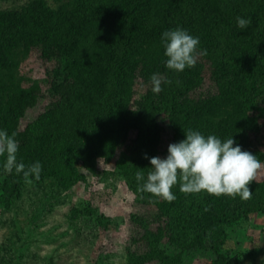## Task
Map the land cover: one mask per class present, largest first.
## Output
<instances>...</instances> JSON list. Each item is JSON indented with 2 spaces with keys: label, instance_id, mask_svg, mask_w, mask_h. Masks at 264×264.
<instances>
[{
  "label": "trees",
  "instance_id": "16d2710c",
  "mask_svg": "<svg viewBox=\"0 0 264 264\" xmlns=\"http://www.w3.org/2000/svg\"><path fill=\"white\" fill-rule=\"evenodd\" d=\"M237 17L250 26L238 28ZM176 28L199 38L198 50L207 52L180 73L166 68L161 44L163 32ZM31 53L53 60L56 75L43 110L21 125L41 92L36 82L23 85L19 73ZM206 71L212 90L204 95ZM157 73L160 93L150 82ZM136 83L146 85L138 105ZM159 117L171 144L189 130L232 137L264 163V0H29L0 9V130L16 133L17 162L42 165L40 180L30 177L29 185L15 170L6 173L0 157V207L8 210L28 185L47 184V200L55 199L84 180L81 168L112 159L115 174L136 203L152 210L155 223L142 224L130 239L125 264H184V254L194 252L211 254L214 264H238L224 252L227 232L264 215V180L250 185L248 201L186 195L177 184L173 202L149 203L156 198L138 191L135 174L143 171L146 181L151 158L159 157ZM130 134V147L117 152ZM137 217L131 220L139 223ZM97 220L107 227V219Z\"/></svg>",
  "mask_w": 264,
  "mask_h": 264
},
{
  "label": "rangeland",
  "instance_id": "374dc122",
  "mask_svg": "<svg viewBox=\"0 0 264 264\" xmlns=\"http://www.w3.org/2000/svg\"><path fill=\"white\" fill-rule=\"evenodd\" d=\"M29 0L0 2V9L22 5ZM51 1V0H48ZM19 73L23 85L38 83L41 87L36 105L28 110L21 125L43 110L56 75L55 62L31 53ZM209 71L204 75L202 93H210ZM146 85H134L133 104L138 105ZM55 93V92H54ZM162 129L159 157L164 159L171 144L167 122L159 117ZM133 135L117 152L131 145ZM260 145V144H259ZM93 170L81 168L84 180L69 191L47 200L52 193L47 184L29 186L8 210L0 207V264H125L132 250L130 239L137 238L143 225L152 228V210L135 202L125 182L115 173L114 160H95ZM115 174V175H114ZM264 180L262 172L256 181ZM74 209L91 211L92 215L73 217ZM140 222L131 217L137 216ZM145 215V220L139 215ZM108 220L103 228L97 218ZM143 224V225H142ZM143 226V227H142ZM224 252L238 264H264V215L255 214L228 229ZM215 258L205 252L184 254V264H214Z\"/></svg>",
  "mask_w": 264,
  "mask_h": 264
},
{
  "label": "clouds",
  "instance_id": "9594fccd",
  "mask_svg": "<svg viewBox=\"0 0 264 264\" xmlns=\"http://www.w3.org/2000/svg\"><path fill=\"white\" fill-rule=\"evenodd\" d=\"M236 19L238 28L242 30L251 24L250 19ZM161 44L166 68L177 73L195 67L198 57L207 55L206 50H198L199 38L181 28L164 31ZM150 82L154 93L162 91V80L158 73L150 77ZM184 134V140L168 146L166 158H151V171L147 173L146 181L143 171L135 174L138 191L156 198L150 199L149 203L155 204L160 200L173 202L176 196L172 189L177 184L186 195L204 192L218 198L251 199L253 193L250 185L264 172V163L257 156L243 151L238 145L234 146L232 137L222 141L216 135L205 137L194 130ZM15 137V132L9 135L7 130H0V157H5L3 169L8 174L13 170L17 175L22 174L24 182L30 185L33 183L30 177L40 180L42 165L39 161L30 165L17 162L19 144ZM141 181L145 182L141 184Z\"/></svg>",
  "mask_w": 264,
  "mask_h": 264
}]
</instances>
